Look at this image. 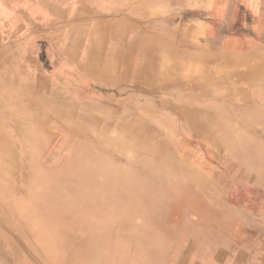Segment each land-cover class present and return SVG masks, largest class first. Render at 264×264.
<instances>
[{
    "label": "rangeland",
    "instance_id": "1",
    "mask_svg": "<svg viewBox=\"0 0 264 264\" xmlns=\"http://www.w3.org/2000/svg\"><path fill=\"white\" fill-rule=\"evenodd\" d=\"M249 2L250 0H227L225 3L217 1V20L213 22L214 32L211 36L216 41L221 40L225 28L223 17L229 18L232 15L237 20L239 18V21L227 24L226 29L235 39H240V42L238 48L225 50L231 53L230 60L223 62V50L214 51L216 68L213 73H209L208 66L202 68L203 63L197 62L191 66V73L185 67L183 77L191 79L188 80L190 83H182L180 78L172 76L173 69H170V65L164 64L160 68L153 67L155 70L150 74L152 77H142L138 72L137 82L141 84H137L133 82L136 77H123L118 65L115 68L116 74L112 73L114 67L106 66L111 63L110 58L103 62L108 72L100 74L106 81L99 78L95 69L85 72L78 66L64 63L63 51L78 46V42L72 39L73 30L84 26L89 35L96 27L94 14L84 10L86 0H61L53 3L57 7H52V2L34 0L28 6L25 3L27 9L22 13L19 2L0 1V33L7 37V43L4 44L9 50L11 66L19 67V72L27 76L30 72L29 76H33L32 79L39 86L47 87L55 92L57 98L71 101L79 108L107 106L109 110L117 112L116 117L110 121L105 110L103 117L94 122L102 132L99 134L102 140L99 144L86 131L73 132L60 121L54 123L49 130V145L28 147L27 134L30 131L27 129H15V134L9 141L16 144V149L24 151H16L18 155H15V159L21 161L18 165L14 163L18 174L11 176L13 179L16 177L24 186L18 194L20 201L23 202L29 196H33L36 201L43 200L44 190L53 189L71 200L69 204L75 219L73 229L76 228L82 244L79 264H86L84 261L88 264H129L131 261L133 264L136 258L140 259L141 253L138 251L141 241L146 238L144 235L141 239L143 231L138 225L128 228L124 231V240L128 241L126 247L130 241L131 246L123 253L114 247H105L101 240L99 243L95 240L93 234L97 233L101 221L107 218V208L102 203V212L95 218V211L90 208L76 175V171L83 169L86 162L69 157L73 151L82 152L84 144L88 143L95 149H92L93 154L101 156L99 158L104 163H115L117 168L113 172L120 174L122 182L128 175L134 177L135 184L121 185L119 189L122 191H126L129 186L131 189L132 185L140 188V182H148L146 194L150 195L152 192L151 198L156 203H153L155 210L150 209L144 217L142 227L145 229L150 226L159 235L153 243L155 234L151 239L148 238L151 249L145 264H160L161 258L166 259L164 264H241L239 257H236L240 255V251H229L228 246L230 235L240 227L236 221L246 218L241 208L264 212V123L261 120L264 118V17L258 21L257 17L253 18L247 9ZM97 3L99 1L92 0V5ZM260 3L264 4L263 1ZM7 12L8 16L5 17ZM203 12L185 11L184 15L200 17L204 16ZM159 16L157 13L154 17ZM53 19L55 26L52 25ZM49 30L55 32L52 38L45 34ZM108 42L106 46L110 48L111 43ZM88 44L89 40L85 36L81 44L83 53ZM82 60L85 61V57ZM139 62V58L135 59L134 65ZM221 62L223 63L219 65ZM102 67L99 64L97 66ZM196 73L195 79L200 82L192 80V74ZM248 79H256L258 82L251 85ZM210 81L205 90H200ZM147 84L153 88L173 85L177 89L155 90L147 88ZM194 109L200 111L199 117L203 125L205 119L210 120L211 130L221 138L220 145L189 130L183 114L194 116ZM121 122L128 125V135L116 134ZM222 138H232L235 142L225 147ZM136 142L140 144L134 145ZM35 148L37 152L33 157L43 164L44 177L31 172L37 162L29 160L28 150ZM248 148L252 151L242 161ZM157 150L166 154L169 162L165 183L156 182L147 173L156 163ZM83 157L87 158L89 155ZM247 159L254 161L247 162ZM244 162L251 166V171H245ZM83 171L87 173L92 170ZM32 184L39 194L33 192ZM158 192L160 193L157 195ZM141 196L137 194L139 200ZM13 211L15 210L0 206V230L3 232L0 246L9 257L10 264L20 260L21 252L29 264H46L38 255L30 252L29 246L36 245L39 241ZM11 214L13 215L9 217ZM166 215L170 217L167 220ZM40 218L44 220L43 217ZM116 229L119 231V227ZM217 247L219 251L216 252ZM214 253L217 255L214 256ZM68 260L71 261L69 256Z\"/></svg>",
    "mask_w": 264,
    "mask_h": 264
},
{
    "label": "bare ground",
    "instance_id": "2",
    "mask_svg": "<svg viewBox=\"0 0 264 264\" xmlns=\"http://www.w3.org/2000/svg\"><path fill=\"white\" fill-rule=\"evenodd\" d=\"M10 1L12 2L14 0H10ZM106 3L104 2L102 5L105 6L104 4ZM87 10H89V8ZM87 39L89 40L88 47L86 48L88 64L85 70H89V68L91 69L90 64H93L94 66L101 53L99 32L95 31L93 34L88 35ZM121 40H123V38ZM1 44H3L4 46L1 45L0 47V206L1 207L5 206V208L10 210L14 209L15 211L13 212H15V216L21 218L22 222L24 223V226L28 228L29 232L36 237L35 239H37V241H39L36 243V245L29 246L30 252H32L33 255H38L46 264H50V263L79 264V257L81 255V253L79 252L82 247V244L80 238H78L76 228L73 229L75 219L74 217H72V207L69 204L70 203L69 201L71 200L67 199V195L63 193L57 194L56 190L53 189V191L44 190V193L42 194L43 200L37 199L36 201L33 199V196L32 197L29 196L23 199V202L22 200L20 201V198H18V194L21 189H24V186H22V184L18 182V179L16 180V177L13 179V177L11 176H15L18 174L16 165H18V163H20L21 161L18 158H17L18 161L17 159H15V155L16 157L18 155L16 151L22 153L24 151H20L16 149V144L14 143L11 144L9 141L11 140L12 135L15 134L14 132L15 129L16 131H19L21 129H27L30 131L29 134H27L29 141L26 143V145L28 147H32L34 145L37 146L41 145L42 147L44 145H49L48 141L51 138V131L49 130L54 123L60 121L61 124H65L66 127L73 132L81 131V130L86 131V133L89 136L93 137L96 143L99 144L100 141H102L101 138L99 137V134H101L102 132L99 131V128H97L96 125H94V122H96L98 119L103 117V115L105 114L104 113L105 110H106V117L110 121L116 117L117 112L114 110H109L110 108H107V106H98V107L86 106L84 108L81 107L79 108L71 101H65L57 98L55 92L49 90L47 87L39 86L37 82H35L32 79L33 76L31 75L32 78L29 76L30 72L28 74L27 71L28 74L27 76L25 73L19 72L18 69L19 67L16 68L14 65L11 66L9 64L10 54L8 47L4 43ZM180 52H182V50ZM61 61H63V59ZM204 66L206 67V65L204 64L201 65L202 68ZM155 69H153L152 66L151 68L147 69V72L141 70L139 71V73L141 74L142 77L146 75H148V77H152L153 75L150 74H152ZM155 73H157V71H155ZM198 73L192 74V80L194 82H200V80L195 79L197 78L195 76ZM97 75L101 77V75L99 74ZM103 78L104 77H101V80L106 81L104 80L105 78L104 79ZM190 79L191 78L187 79L185 77H180L179 80L180 82L184 83V82H189L188 80ZM170 80L172 81V78H170ZM199 113L200 111H195L194 116L183 114L185 124H187V127L192 132L194 133L197 132L203 138L208 139V141L212 140L217 142L218 145H220L221 138H219L218 133H215L211 130V126L209 125L210 120L208 121V119H205L203 125L202 120H200ZM177 118H179V116ZM261 120L264 123V118H262ZM39 129H41V131ZM117 129L120 132V133L117 132L116 133L117 135L122 134L123 136H125L129 134L128 125L126 126V124L122 122L120 123L119 126H117ZM261 129L263 130L262 127ZM222 140H224L225 142V144L223 145L225 147H228V145L231 146V144H234L235 142L232 140V138H226V139L222 138ZM137 144L140 143L139 142L134 143V145ZM65 146L67 147L68 143ZM92 149H94V147L91 145V143L84 144V149L82 148V152L73 151L69 155L70 158H73L75 160L81 159L83 163L86 162L85 163L86 166H84L83 169L81 168L80 171H76V175L78 176L79 184L81 185V188L84 190L87 196L90 208H92V210L95 211V218L98 216L99 212L100 214L102 212V208L100 207L102 203H105V206L107 208V212H108L107 218L101 221L100 227L95 235L93 234L92 228H91V232L98 243L99 240H101V243L105 247H110V249L111 247H114L118 250V252L123 253L125 249H127L128 247L130 248L131 246V241H130L128 247H126L128 241L124 240L126 237L125 232L127 231L128 228H133L138 225L141 232L143 231V236L141 237V239L144 238V235H146V238L145 240L141 241V246H140L141 248L138 251V253H141L140 259L136 258L133 264H139V263L145 264V259L149 256L151 249L150 247L151 241H149L148 238L151 239L154 233L155 235L152 240L153 243L154 240L156 241L157 236L159 235V233L151 229L150 226L149 228H145V229H143L142 227L143 223H145L143 219L146 215H148L149 210L150 209H153L152 211L155 210L153 208V203L156 202L153 201L151 198L152 188L150 191L151 193L148 192L150 193L151 195L150 196L146 194V191L149 188L148 182H146L147 180L144 182H140L141 190L139 187H134L133 186L135 184L133 180L134 177L131 175L126 176L122 182L119 178L120 174H116L113 172V170L117 168V166L115 167V163L113 162L104 163L103 159L99 158L101 156L97 154L95 155L93 154ZM251 151L252 150L248 148V151L245 153L246 155L243 156L244 159L242 161L245 160L247 154L250 155L249 152ZM36 152H37V148L31 149L30 151L28 150L29 160L33 162H37L35 166L32 165L33 169L31 168V172L33 174L34 173L37 174L38 176L44 177L43 174H45V170L43 164L40 163L39 160L35 161L33 157L34 154H36ZM155 154H156L155 156L156 163L151 169H149L147 173L151 174L152 177L156 179L155 180L156 182L165 183V180L168 178L169 162L167 161L166 154H163L162 151L159 152V150H157ZM83 155H89V157L84 158ZM91 157H93V159ZM163 158L165 159V161H163L164 160ZM250 161L253 162L254 160L252 161L247 159V162ZM247 162H244L243 167H245V171L249 172L251 170L249 169L250 165ZM14 163L17 164L14 165ZM10 165L12 166L9 167ZM66 168H70V167H66ZM87 169L92 171L87 173L83 171ZM50 174L52 175V173ZM130 183L133 184L131 189H129L130 186L126 191H122L121 189H119L121 185L130 184ZM31 189L33 190L34 193L39 194L38 189L35 187L34 184L31 185ZM159 193L160 192H158L157 195ZM137 194L142 195L140 200L137 198ZM133 212H135V214H133ZM12 215L13 214L9 215V217H11ZM40 217H43L44 220H41ZM169 218L170 217H168V215L165 216V220ZM117 227H119L120 233L116 229ZM23 232L25 231L23 230ZM1 235H3V232L0 230V237H2ZM30 242H32V239ZM68 256L71 258L70 262L68 260ZM19 259L20 260L15 261L14 263L11 264H29V262L26 260L24 253L22 254V252H21V257H19ZM161 259L162 260L160 264H164V262L166 263V259L163 258ZM84 262L88 264L86 261ZM121 262H123L122 258H121ZM0 264H10L9 257L3 251V248L1 246H0ZM129 264H132L131 261L129 262Z\"/></svg>",
    "mask_w": 264,
    "mask_h": 264
},
{
    "label": "crops",
    "instance_id": "3",
    "mask_svg": "<svg viewBox=\"0 0 264 264\" xmlns=\"http://www.w3.org/2000/svg\"><path fill=\"white\" fill-rule=\"evenodd\" d=\"M15 1L21 4H19L20 13L27 9L26 4L28 6L30 3L34 2V0ZM38 1H43L47 3L52 2V7H57L56 4H53L54 2H61V0ZM97 1H99V3L92 5L91 0H86L87 6L86 8H84V10H87L89 8V10L87 11L92 12V15L94 14L93 16L96 18L97 21L96 27L89 32V35L97 31L99 32L100 36L99 42L101 45V53L94 66L93 64H90L91 69L89 68V70H85L87 68L88 58L86 55V49L85 53L81 51V44L82 41L85 39V36L86 38H88V35L87 30L83 27H80V30L76 29L72 32V39L75 42H78V46L76 45L75 49L67 48V50L65 49L63 51V57L65 59L64 63L66 62V65L78 66L80 67V69H84L85 72H92L93 69H95V73L97 72V74L99 75L107 73L108 70H106V64L102 63L106 62V59L110 58L111 63H108L106 66L110 65L114 67L112 73L116 74L115 68L116 65H118V67L122 69L119 71L121 75L123 77L127 76L128 78L136 77L133 78L136 79L133 80V82L137 84H141L140 82H137L139 81V78H137V74L139 71L143 70L144 72H147V69L151 68L152 66L160 68L164 64L166 66L170 65V69H173V71H171L172 76L179 79L180 77L184 76L185 67L188 68L186 69V71L188 73H191V66L196 65L197 62L207 64L206 66L209 67V73H213L216 68L214 51L217 49L223 50L222 57L224 62L226 60L231 59V53H227L225 50L238 48L239 46L240 39H235L229 34L228 30L226 29L227 24H231L232 21H239V18L237 20L236 17H233L232 15L229 16V18H227L226 16L223 17V23L225 25L222 36L223 38L221 40L216 41L211 36L214 32L213 22L217 20L216 3L217 1L225 3L227 0ZM261 1L264 2V0H250L247 5V9L253 15L252 17L258 18L257 21L260 18L264 17V4H261ZM104 2H107L105 6L100 5ZM194 10L204 11V16L191 17L190 15H184L185 11L189 12ZM157 13L160 16L154 17ZM7 16L8 14H5V17ZM54 23L55 20L53 19V26H55ZM45 34H48L49 38H52L55 32L49 30L48 32H45ZM5 37L6 36H3L0 33V47L1 45H3L1 43H7V37ZM122 38L123 40H121ZM108 41H110L111 43L110 48L106 46L109 43ZM202 49H205L207 51L201 52ZM179 50H182V52H180ZM68 57H70V60H67ZM83 57H85L86 63L84 60H82ZM137 58H140V62L138 65L135 66L134 61ZM223 62H221L219 65H221ZM98 64L99 66L103 65V69L97 68ZM133 65L135 66L134 68ZM248 80L251 85H254L258 82V80L256 79ZM210 83L211 81L208 82L205 86H203L200 90H205L210 85ZM147 86V88L155 90L163 88L177 89L176 87H173V85H166L163 87L160 86L156 88H153L148 84ZM241 211L243 215H246V218H240L237 221L235 220L236 223L240 225V227L229 237V251H240L238 252L240 253V255H236V257H239L238 259L241 260V264H264V238H262L264 237V212L258 213L251 210V208L244 207L241 208ZM260 221L263 222L261 223ZM259 247H261L262 250ZM215 251H219L218 247ZM216 255L217 254L214 253V256Z\"/></svg>",
    "mask_w": 264,
    "mask_h": 264
}]
</instances>
